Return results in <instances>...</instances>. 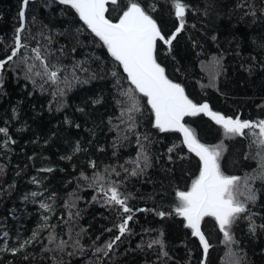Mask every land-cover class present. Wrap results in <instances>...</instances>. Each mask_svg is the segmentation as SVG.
<instances>
[{"label":"trees","instance_id":"1","mask_svg":"<svg viewBox=\"0 0 264 264\" xmlns=\"http://www.w3.org/2000/svg\"><path fill=\"white\" fill-rule=\"evenodd\" d=\"M140 2L146 8L156 5L151 14L165 36L175 31L178 21L171 0ZM183 2L188 5L185 28L171 51L157 42V61L167 77L194 102H207L226 117L264 120V0ZM126 4H109L107 17L116 21ZM20 8L21 0H0V59L11 53ZM25 16L28 47L21 49L22 55L47 47L52 53L49 63L65 68L61 81L65 76L71 80L76 62L83 61L88 72L77 70L80 82L59 83L64 94L54 96L57 85L39 77L33 84L25 78L24 64L5 65L0 79V129L7 132H0V236L6 231L8 237L0 239V264H201L199 239L173 211L176 192L188 190L199 174L198 158L181 143L179 133L153 127L147 98L138 92L134 95L140 111L131 113L135 127L128 130L133 121L127 114L121 116L129 106L121 93L133 86L73 9L57 0H30ZM185 123L201 142H223L227 150L221 169L241 177L239 198L245 201L243 178L260 169L261 154L253 137L225 139L222 128L203 114L185 117ZM174 144L179 147L169 153ZM141 145L148 158L147 167L141 160L143 171L133 163ZM96 174L106 185H116L133 209L129 231L111 250L106 244L119 235L117 225L128 214L118 205L103 203L105 197L93 183ZM248 186L256 200L246 202L248 212L232 227L233 243L225 242L213 218L202 221L210 244L205 264H264V180H249ZM33 192L38 195L33 197ZM160 211L167 215L161 218ZM248 216L256 225L254 232ZM61 241L67 242L63 249L57 247ZM12 249L18 250L13 254Z\"/></svg>","mask_w":264,"mask_h":264},{"label":"snow or ice","instance_id":"2","mask_svg":"<svg viewBox=\"0 0 264 264\" xmlns=\"http://www.w3.org/2000/svg\"><path fill=\"white\" fill-rule=\"evenodd\" d=\"M57 2L75 11L83 25L102 42V45L107 48L113 59L122 66L123 72L126 73L130 85L133 86L121 93L129 102V106L122 110L121 116L127 114L128 119L133 121L128 130L131 131L135 127L131 113L140 111L139 101L134 95L138 92L147 98V104L154 116L153 127L161 133H179L182 137L181 143L186 146L189 153H193L198 158L200 163L199 174L192 180L188 190L176 192L177 203L173 211L183 218L185 227L191 230V235L199 239L205 260L210 244L201 230V224L206 217L215 220L226 243H233L232 227L241 218L242 214L248 212L246 202L254 203L256 200V194L248 186V181L257 178L264 180V120H241L239 116L235 118L226 117L213 111L207 102L198 104L190 99L185 94V89L180 84L170 80L165 74V68L157 61V42H163L164 45L168 46V51H171L173 41L185 28L188 5L183 0H171L178 26L174 32L165 36L151 14L156 11L154 3L146 8L140 0H127L126 7L123 8L122 13L114 22L106 16V13L109 11L108 5H117L118 0H57ZM29 3L30 0H21L20 26L16 29L11 53L6 58L0 59V79H2L5 65L9 62H13L17 66L24 64L26 66V79L32 80L33 84L36 83L34 77H39L44 83L51 82L57 85L56 92L53 95H63L64 91L59 88V83L70 85L71 81L80 82L79 77L76 75L77 70L88 72V69L82 66L83 61L76 62L72 68L71 80L68 76H65L64 80L61 81L60 73L65 71V68L58 64L49 63L48 57L52 53L47 47L43 49L40 46L32 48V56L21 54V49H27L28 47L24 41L28 39V36L25 35V13ZM48 40L51 43L50 37ZM60 51L63 52V49ZM29 60H32L33 63H29ZM35 62H39V64L37 65ZM216 66H219V61L216 62ZM37 67L40 70H37ZM112 75L117 76V73L113 71ZM91 78H94V75ZM214 79L215 76L213 75ZM83 82L87 83V81ZM40 87L43 89V84ZM200 114L209 117L216 125L220 126L225 139L251 135L253 137L252 143L257 145L260 150L261 159L258 174L255 176L246 175L243 178L247 193L245 201L239 198V195H241V177L226 175L221 169L220 160L227 150L223 142L216 145L203 143L197 138L195 130L185 123V117H195ZM245 130H248V132L246 133ZM0 132L7 135L6 129H0ZM144 139H147V137ZM177 147L179 145H172L168 148V152L172 153ZM169 158L171 159V157ZM141 160H143L144 167H147L148 158L143 155L142 145L141 155H138L133 163L137 169L143 171ZM93 167H95L94 164ZM47 171H51V169H47ZM136 174V171L132 172V175ZM93 183L99 185L98 192L103 193L105 197L103 203L105 205H118L123 213L128 214L117 225L119 235L106 244V248L111 250L116 241H119L129 231L128 224L133 219V209L127 206V196L120 193L116 185L111 183L106 185L104 177L100 174L93 177ZM31 195L35 197L38 193L33 192ZM93 199L95 200V197ZM40 207L51 210V206L45 203H41ZM139 211H147V209H139ZM157 214L161 218L167 215L163 211ZM247 218L250 221L249 230L254 232L256 225L251 223L250 216ZM35 236L34 233L33 238ZM7 237L8 233L5 231L0 239ZM54 240V235L49 237L50 243ZM29 243H31V240L25 241L21 247ZM66 243V241H61L57 247L63 249ZM152 243L161 242L153 241ZM152 243L149 244V247L152 246ZM161 247H163L162 243ZM17 250L12 249L11 251L15 254ZM96 251L100 252L102 249L97 248ZM164 254L167 255V253ZM202 264H204L203 261Z\"/></svg>","mask_w":264,"mask_h":264},{"label":"water","instance_id":"3","mask_svg":"<svg viewBox=\"0 0 264 264\" xmlns=\"http://www.w3.org/2000/svg\"><path fill=\"white\" fill-rule=\"evenodd\" d=\"M106 16H107V14H106ZM115 22V21H114ZM207 117V116H206ZM182 138V137H181ZM202 230V229H201ZM203 232V231H202ZM206 237V236H205ZM207 239V238H206ZM202 261L204 262V264H205V257H204V253H203V258H202ZM202 261H201V264H202Z\"/></svg>","mask_w":264,"mask_h":264}]
</instances>
